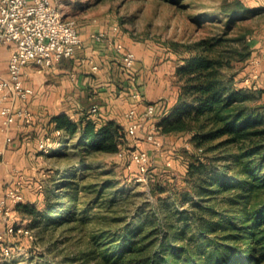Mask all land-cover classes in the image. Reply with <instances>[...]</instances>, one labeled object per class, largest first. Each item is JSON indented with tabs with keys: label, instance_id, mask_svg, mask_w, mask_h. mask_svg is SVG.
Listing matches in <instances>:
<instances>
[{
	"label": "trees",
	"instance_id": "1",
	"mask_svg": "<svg viewBox=\"0 0 264 264\" xmlns=\"http://www.w3.org/2000/svg\"><path fill=\"white\" fill-rule=\"evenodd\" d=\"M233 3L226 28L242 26L238 45L214 35L186 45L187 50L176 49L180 90L176 101L158 115L163 134L189 133L192 142L182 180L185 191L179 192L195 222L190 239L185 233L168 238L153 211L138 209L122 227L88 240L86 249L58 264H264V87L255 80L243 84L235 73L224 72L239 63L245 66L252 54L256 31L241 22L258 8L243 0ZM51 121L50 131L61 133L52 134L50 147L65 148L58 155L68 156L66 146L76 137L69 148L81 151V161L94 152L121 151L131 162L136 145L130 144L121 120L99 121L88 109L78 117L64 111ZM76 175L70 173L65 180L70 183ZM12 209L28 217L21 223L28 228L45 217L30 200ZM11 245L14 250L16 245Z\"/></svg>",
	"mask_w": 264,
	"mask_h": 264
},
{
	"label": "rangeland",
	"instance_id": "2",
	"mask_svg": "<svg viewBox=\"0 0 264 264\" xmlns=\"http://www.w3.org/2000/svg\"><path fill=\"white\" fill-rule=\"evenodd\" d=\"M80 1L91 5L90 12L94 15L111 13L124 33L134 39L141 42L149 39L166 53L172 51L169 57L173 59L177 56L176 49L187 50L186 45L202 37L221 35L228 44L238 45L236 36L243 29L242 26L226 28L227 9L234 8V0H179L177 3L171 0ZM243 1L255 7L262 0ZM263 22L264 16L258 9L241 23L251 26L252 32L258 34ZM253 57L251 54L246 58L245 66L239 63L233 68H225L224 72L227 75L235 73L236 79L242 80L243 84L250 83L251 73L255 70ZM170 80L173 85L175 82L181 85L178 74ZM146 126L130 139V144L147 149L151 154L146 173H141L138 165L130 162L121 151L94 152L81 161V151L76 147L69 148L76 137L66 146L70 150L68 156L57 154L65 149L59 150L58 144L48 152L38 151L28 165L13 160L23 172L19 173L20 176L24 175L22 188L25 199L44 210L45 217L32 228L31 235H7V241L15 244L16 248L9 256L0 254V264H58L64 256L86 249L88 240L101 239L110 228L122 227L133 219L138 209L153 211L168 238L174 239L185 233L190 239L195 222L188 216L189 202L182 203L179 194L185 191L182 180L185 160L190 157L187 149L192 147L190 135L161 132L163 144L157 148L145 138ZM37 143L38 140L32 148L37 149ZM24 154L26 157L28 151L25 150ZM13 172L11 167L6 170V166L1 164L0 194L13 184L16 174ZM70 173L78 175L67 183L65 176ZM27 219L26 215L13 212L11 221L23 223ZM4 227L0 218V229Z\"/></svg>",
	"mask_w": 264,
	"mask_h": 264
},
{
	"label": "crops",
	"instance_id": "3",
	"mask_svg": "<svg viewBox=\"0 0 264 264\" xmlns=\"http://www.w3.org/2000/svg\"><path fill=\"white\" fill-rule=\"evenodd\" d=\"M52 1L60 7L66 18L77 19L82 43L73 56L64 57L51 66L42 67L34 60L25 65L24 83L34 89L27 104L35 118L31 124L15 123L11 126L13 146L12 143H7L0 114V162L6 166V170L11 167V171H15L13 173H23L19 170V165H14L13 160L28 165V161L38 155V143L37 149L32 148V145L44 132L51 129V120L55 114L66 111L71 116L78 117L80 113L88 109L91 111L92 106L96 105L97 111L91 112L93 117L99 121L117 118L126 125L125 113L130 107L134 106L142 111L148 102H155L159 115L165 107L176 101L180 90V85H176L177 82L173 85L174 82L170 80V77L177 76L178 64L177 59L169 57L172 51L166 53L149 39L142 42L134 39L124 33L111 13L94 15L90 12L91 5L81 3L80 0ZM254 6L264 16V0ZM114 25L119 26L116 36L124 44L122 51L115 46L113 40L116 41V37L96 36L100 31L112 35ZM253 40V59H260V62L254 63L251 81L255 80L264 87V22ZM127 50L134 51L136 55L132 68L128 70L124 68L122 61V55ZM10 54L11 45L0 47V73L3 75L8 74ZM94 64L98 65L97 69L93 68ZM3 93L4 90L0 88V96ZM2 104H14L17 107L21 100L9 96L3 102L0 101V107ZM25 150L28 151L26 157ZM22 176L23 182L24 175Z\"/></svg>",
	"mask_w": 264,
	"mask_h": 264
},
{
	"label": "built area",
	"instance_id": "4",
	"mask_svg": "<svg viewBox=\"0 0 264 264\" xmlns=\"http://www.w3.org/2000/svg\"><path fill=\"white\" fill-rule=\"evenodd\" d=\"M119 26H113L112 35L106 31H100L98 38L116 37L115 46L122 51L124 44L116 36ZM82 43V36L74 18H66L60 7L52 0H0V47L5 44L11 45V54L8 64V74L0 73V88L4 93L0 101L9 96L18 97L21 104H2L0 114L2 116L3 130L7 134V143H12L11 126L15 123H29L35 118L33 111L27 104V99L34 94V89L25 85V65L34 60L42 67L53 65L64 57L73 56ZM135 53L127 50L122 55L124 68L131 69L135 61ZM260 59H255L257 64ZM98 68L97 64L93 65ZM97 106L91 108L96 112ZM158 117L157 103L148 102L142 111L136 107H130L126 113V130L128 135L135 137L138 132L145 128V138L155 147L160 148L163 144L161 126ZM61 133V129L47 130L38 140V150L48 152L52 143V134ZM1 153V151H0ZM151 161V154L147 149L136 145L131 153V162L136 163L141 173H146ZM170 163V161H169ZM14 182L8 186L3 194H0V218L5 227L0 229V254L9 256L13 252L12 245L7 241L9 234H29L32 228H28L21 222H13L12 205L25 201L22 188V176L16 173ZM145 178V177H143ZM1 185V179H0Z\"/></svg>",
	"mask_w": 264,
	"mask_h": 264
}]
</instances>
